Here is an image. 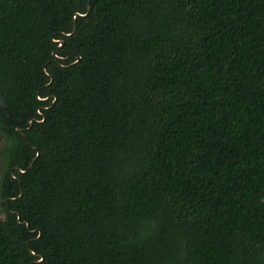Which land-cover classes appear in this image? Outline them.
Segmentation results:
<instances>
[{
  "label": "trees",
  "instance_id": "obj_1",
  "mask_svg": "<svg viewBox=\"0 0 264 264\" xmlns=\"http://www.w3.org/2000/svg\"><path fill=\"white\" fill-rule=\"evenodd\" d=\"M0 264H264V0H0Z\"/></svg>",
  "mask_w": 264,
  "mask_h": 264
},
{
  "label": "rangeland",
  "instance_id": "obj_2",
  "mask_svg": "<svg viewBox=\"0 0 264 264\" xmlns=\"http://www.w3.org/2000/svg\"><path fill=\"white\" fill-rule=\"evenodd\" d=\"M4 141H5V139L3 137V134L0 132V151L2 149ZM1 171H2V157H1V153H0V175H1Z\"/></svg>",
  "mask_w": 264,
  "mask_h": 264
},
{
  "label": "water",
  "instance_id": "obj_3",
  "mask_svg": "<svg viewBox=\"0 0 264 264\" xmlns=\"http://www.w3.org/2000/svg\"><path fill=\"white\" fill-rule=\"evenodd\" d=\"M0 104L4 107L7 106V101H6V98L4 96V94L0 91Z\"/></svg>",
  "mask_w": 264,
  "mask_h": 264
}]
</instances>
